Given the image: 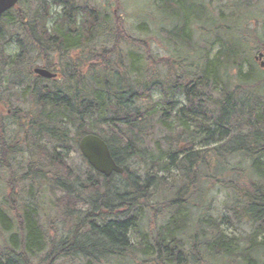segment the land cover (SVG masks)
Masks as SVG:
<instances>
[{
	"label": "trees",
	"instance_id": "trees-1",
	"mask_svg": "<svg viewBox=\"0 0 264 264\" xmlns=\"http://www.w3.org/2000/svg\"><path fill=\"white\" fill-rule=\"evenodd\" d=\"M261 1L155 0L153 17L137 26L143 38L126 31L117 0H20L3 14L0 264H110L130 252L137 264H208L207 256L256 264L251 253L264 251V70L235 23ZM252 38L264 57V23ZM154 40L168 56L155 55ZM39 63L56 78L34 76ZM86 135L107 144L122 174L104 177L87 164L78 148ZM215 189L225 202L212 215ZM145 219L153 227L142 232ZM56 222L69 224L65 235H49Z\"/></svg>",
	"mask_w": 264,
	"mask_h": 264
},
{
	"label": "rangeland",
	"instance_id": "rangeland-1",
	"mask_svg": "<svg viewBox=\"0 0 264 264\" xmlns=\"http://www.w3.org/2000/svg\"><path fill=\"white\" fill-rule=\"evenodd\" d=\"M71 1L76 2V3L80 2L81 4H87V5H93V6H95V5H97V6L102 5L103 6V4L105 3V0H71ZM117 1H118L119 6L117 9L115 8L113 10H115V14L117 17L123 18L126 31L129 32V34L135 38H137V37L143 38L144 35L141 34L137 30V26H138V24H141V23L147 21L149 19V16H152L150 14L155 11L154 6H152V3L156 5L155 0H117ZM220 3H222V2L215 1V3H214L215 7H217ZM20 5L22 8H26L24 3H21ZM235 7H237V6L235 5ZM53 10L59 12L61 10V8L60 7H58V8L53 7ZM244 14H246V13H244L243 11L239 13V15H238L239 17H238L235 24L239 28V30H242V32L247 35V37H243V35H242L240 41L243 43L244 46H245L244 42H246V44L250 50V52L248 50H247V52L250 53L251 58L254 59L255 56L258 55V53L256 51L257 50V42H255V40L252 37L259 36L262 32V24L264 23V0L261 1L259 4L255 5L248 12V14H247L248 17H244ZM216 16L220 17L219 12H217ZM246 18H248L247 21H246ZM153 23H155V22H149V31L153 30ZM161 24H159V25L161 26ZM149 36L153 37V36H157V35L155 33H151V34H149ZM234 36L236 39H237V37H240L237 35H234ZM151 49L154 50L155 55L158 54L159 56H164V57L168 56L167 53L162 48L157 49V45H156L155 40L152 43ZM217 51H218V44L212 48V50L209 53L210 56L211 57L215 56ZM7 53L9 55H14L17 53V49L14 48L13 46H9L7 48ZM263 61H264V57H263ZM256 63H257V65H259V62H256ZM38 66H41L40 63L34 67L36 68ZM34 67H33V69L30 68V71H33ZM64 71L67 73V68L64 69ZM33 73H34V71H33ZM34 76H38V75L36 73H34ZM55 78H56V75H55ZM55 78H53V79H55ZM153 98H154V100H158L160 98L159 94L157 92H155L153 95ZM174 102H175V106L178 108V107L182 106L184 99L182 97H179V98H176L174 100ZM74 158H75L76 164L77 163L79 164V162H81L79 155H75ZM237 162H238V159H235L234 161H232L233 164H235ZM242 165L246 166V162H242ZM80 168L84 169V168H86V165L83 164L80 166ZM19 185L21 186V188L26 187V184L20 183ZM224 193H225V191H223L221 189H218L214 192L215 196H213L211 193V196H213V199L211 200L212 201V211H213V213H211L212 215L218 214L224 208L222 205L225 202L224 196H223ZM7 194H8L7 189H5V187H2V184H0V199L2 198L3 195H7ZM47 196H49V197L45 201H46V204L49 205L53 202L54 199L52 197V194L47 195ZM207 205H208V203L205 204L206 207H207ZM153 208L156 209L157 207H153ZM46 210H47V212L46 211L45 212L47 214H50V216H52V217L55 216L54 218H56V219L60 216V214L56 213L55 209H53V208H50V209L47 208ZM187 213L190 215L191 218H196V214H197L196 212L194 213V212L187 210ZM162 215L158 216L156 220H153V221H156L155 225H158L161 221H163V219L161 218ZM166 217L167 216H165V218ZM56 223L54 225L55 228H57L56 233L53 232V233H50L49 235L50 236L56 235L57 237H58V235H61V234L65 235V232L63 231V229H65V230L67 229V232H68L69 224H67V226H66V225H63L60 223H57V225H56ZM152 227H153V223L148 221L147 219H145L143 222V225L141 227V231L143 232L145 230H149ZM249 234L250 233H249L248 226H243V232L241 233V236L247 237V236H249ZM135 237H137V236H135ZM259 239H260V237L258 238V240ZM1 243H2V239L0 237V244ZM251 254H252L251 257H252V259H255L256 264H264V251L252 252ZM135 256H137L135 253L130 252L128 254V256H126L122 261H112L109 263L110 264H137V263H135L137 261ZM40 259L43 260V257H41ZM129 259L134 263H132ZM203 259L206 260L208 262V264H210V260H212V258H209L208 256L203 257ZM203 259H202V261H203ZM41 264H47V263H45L44 261L43 262L41 261ZM52 264H80V261H76V260H67V262L66 261H56ZM212 264H238V261H236V260L232 261L231 260L228 263H225V262L221 263V262L213 261Z\"/></svg>",
	"mask_w": 264,
	"mask_h": 264
},
{
	"label": "water",
	"instance_id": "water-1",
	"mask_svg": "<svg viewBox=\"0 0 264 264\" xmlns=\"http://www.w3.org/2000/svg\"><path fill=\"white\" fill-rule=\"evenodd\" d=\"M19 0H0V20L4 13L11 10L18 4ZM263 55L260 53L255 60L261 61ZM260 67L264 69V62L261 61ZM38 76L46 79L54 78L55 75L43 70L35 69ZM80 154L87 164L97 173L104 177L112 174H122L123 170L114 161L107 144L98 136L86 135L80 139L78 145Z\"/></svg>",
	"mask_w": 264,
	"mask_h": 264
},
{
	"label": "flooded vegetation",
	"instance_id": "flooded-vegetation-1",
	"mask_svg": "<svg viewBox=\"0 0 264 264\" xmlns=\"http://www.w3.org/2000/svg\"><path fill=\"white\" fill-rule=\"evenodd\" d=\"M37 68V67H36ZM39 68L40 69H43V70H46V71H49V72H51L50 70H48V69H46V68H44V67H42V65L41 66H39ZM51 73H53V72H51ZM55 74V73H54ZM56 75V74H55Z\"/></svg>",
	"mask_w": 264,
	"mask_h": 264
}]
</instances>
